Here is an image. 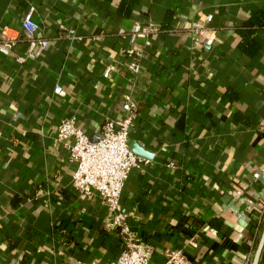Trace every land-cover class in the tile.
Returning <instances> with one entry per match:
<instances>
[{"label": "crops", "instance_id": "0c3cea01", "mask_svg": "<svg viewBox=\"0 0 264 264\" xmlns=\"http://www.w3.org/2000/svg\"><path fill=\"white\" fill-rule=\"evenodd\" d=\"M119 3L0 0V44L15 42L0 51V264L118 259L107 207L75 193L55 136L74 116L99 139L106 118L127 116V95L139 108L130 148L145 163L122 209L153 246L152 263L182 248L194 264H251L264 227V0H140L130 18ZM30 8L50 43L21 63ZM209 14L197 37L194 23ZM149 25L159 31L135 34Z\"/></svg>", "mask_w": 264, "mask_h": 264}, {"label": "built area", "instance_id": "2783aa9c", "mask_svg": "<svg viewBox=\"0 0 264 264\" xmlns=\"http://www.w3.org/2000/svg\"><path fill=\"white\" fill-rule=\"evenodd\" d=\"M213 15L207 16L206 22H195L192 31L201 37L207 30V23ZM22 28L29 42L25 57L18 58L19 62L39 58L46 50L50 39L38 37L40 24L34 17V8L24 13ZM159 28L154 25L142 28L137 26L135 34L154 33ZM15 42L4 37L0 51L9 54ZM142 53L135 54L129 64V70L139 75L142 70ZM111 69L104 72L108 77ZM56 92L63 94L62 87L57 86ZM124 110L127 116L120 119L106 118L100 130V138L92 140L89 133L77 126L74 116L66 117L58 123L56 142L67 153L74 165L71 179L76 194L87 199L98 196L110 213L107 228L115 230L122 244V251L117 260L108 264H153L154 248L148 242L135 238L128 223V216L122 209V191L131 174L139 168L144 159L137 156L130 148L129 138L131 129L139 118V108L130 96L124 97ZM258 177V174H256ZM161 264H194L187 255L186 249L167 248L163 251ZM67 264H101L97 261H77Z\"/></svg>", "mask_w": 264, "mask_h": 264}, {"label": "trees", "instance_id": "16d2710c", "mask_svg": "<svg viewBox=\"0 0 264 264\" xmlns=\"http://www.w3.org/2000/svg\"><path fill=\"white\" fill-rule=\"evenodd\" d=\"M139 2L140 0H120L117 12L126 18H130L134 14V11ZM169 16L170 14L167 15L168 19ZM162 28L167 29V27Z\"/></svg>", "mask_w": 264, "mask_h": 264}, {"label": "water", "instance_id": "95a60500", "mask_svg": "<svg viewBox=\"0 0 264 264\" xmlns=\"http://www.w3.org/2000/svg\"><path fill=\"white\" fill-rule=\"evenodd\" d=\"M264 251V227L260 236V240H259V244L257 246V249L255 251L253 260L251 264H260L261 258H262V254Z\"/></svg>", "mask_w": 264, "mask_h": 264}]
</instances>
